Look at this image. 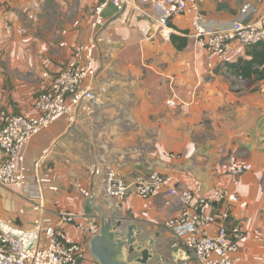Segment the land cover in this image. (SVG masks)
Listing matches in <instances>:
<instances>
[{
    "label": "crops",
    "instance_id": "1",
    "mask_svg": "<svg viewBox=\"0 0 264 264\" xmlns=\"http://www.w3.org/2000/svg\"><path fill=\"white\" fill-rule=\"evenodd\" d=\"M101 2L0 0V110L32 113L33 101L30 107L26 101L27 82L14 74L24 76L42 52L30 20L50 14L51 3L54 17L73 9V19L82 20L84 16L77 15L82 8L89 11ZM130 3L138 5L139 0ZM262 7L256 0H203L200 11L208 25L224 27L236 20L256 23ZM140 8L142 12L124 6L118 13L105 14L94 52L96 103L90 111L78 112L74 124L54 125L58 137L36 167L38 210L19 191L0 187V232L43 247L37 220L42 228L54 226L65 240L81 243L86 250L82 264H97L89 255L88 242L98 233V213L84 212L85 201L92 197L94 207L106 217L140 231L138 241L155 252L149 264L161 263L160 257L163 264H181L171 258L174 237L164 227L167 219L180 215L178 199L166 205L160 194L150 200L135 195L105 198L106 173L114 170L125 180L160 174L179 194L190 191L207 199L218 188L234 187L233 177L226 173V157L234 155L252 165L236 186L239 201L228 206L226 224L241 223L247 230L236 264H264V78L235 75V65L246 58L248 49H239L232 63L209 71L203 48L188 34V15L173 7ZM162 15L168 16L173 39L164 38L154 21ZM87 19L80 30L71 24L62 32L64 41L57 42L60 49L54 61H47L54 66V77L77 48L90 41ZM168 101L175 105L168 106ZM41 143L46 145L42 139ZM24 155L28 165L37 160L32 147ZM202 211L210 214L212 208L205 205ZM63 213L75 217L63 223Z\"/></svg>",
    "mask_w": 264,
    "mask_h": 264
},
{
    "label": "built area",
    "instance_id": "2",
    "mask_svg": "<svg viewBox=\"0 0 264 264\" xmlns=\"http://www.w3.org/2000/svg\"><path fill=\"white\" fill-rule=\"evenodd\" d=\"M263 7L256 23L244 24L236 20L224 27H213L205 22L200 11L203 0H139L133 5L130 0H102L91 10L89 22V42L77 48L68 59L64 68L52 79L46 89L40 92L32 103V113L12 115L0 110V187L19 191L32 202L40 197V185L36 167L46 157L58 132L53 129L60 121L67 125L75 123L78 112H88L96 103L93 87L96 76L94 52L97 50V35L105 24V14L133 6L142 12V5L173 7L175 12L189 16V36L203 48L207 69L232 63L239 49H248L264 43V0H256ZM244 7L242 14H245ZM111 10V11H109ZM113 12V13H114ZM164 38H169L168 16L162 15L155 20ZM173 107L175 103L168 101ZM54 131H53V130ZM52 130L51 132H49ZM49 133V134H48ZM41 139L46 145L41 143ZM53 141V142H52ZM32 147L37 151V160L28 165L24 151ZM252 171V165L241 162L234 155L226 157V173L233 177V188H218L210 198L196 197L192 192L179 194L168 185L166 177L150 174L125 180L114 170L105 176L103 193L108 199L125 198L135 195L143 200L162 195L166 205L176 197L181 205L178 217L169 218L164 227L173 235V250L181 249L189 254V259L181 264H236L240 261L242 243L247 230L241 223L229 222V204L239 201L236 190L239 178ZM38 210V203H32ZM212 208L205 214L202 207ZM72 213H63V223L74 219ZM43 234V247L29 246L9 233L0 232V264H82L85 248L81 243L65 240L54 226H39ZM214 228L215 232H210Z\"/></svg>",
    "mask_w": 264,
    "mask_h": 264
},
{
    "label": "water",
    "instance_id": "3",
    "mask_svg": "<svg viewBox=\"0 0 264 264\" xmlns=\"http://www.w3.org/2000/svg\"><path fill=\"white\" fill-rule=\"evenodd\" d=\"M84 212L86 215L98 213V233L88 242L89 255L97 264H149L153 259L155 252L138 241L140 231H136L134 225L124 228L121 220L106 217L100 208L94 207L92 197L85 201ZM134 254L138 255L132 257ZM171 258L183 263L189 259V254L177 249L171 252ZM159 260V264H163L164 257Z\"/></svg>",
    "mask_w": 264,
    "mask_h": 264
},
{
    "label": "rangeland",
    "instance_id": "4",
    "mask_svg": "<svg viewBox=\"0 0 264 264\" xmlns=\"http://www.w3.org/2000/svg\"><path fill=\"white\" fill-rule=\"evenodd\" d=\"M49 6L50 14L43 15L42 18L38 20H30V24H33L31 25L33 34L36 35V38L40 39L39 42L35 41V43L42 46L41 54L36 55L37 58L34 60L32 68L27 70L24 76H22V73H14L17 78L21 76L25 78L27 82L26 88L29 96L26 101L29 107L31 106L30 103L34 101L33 98L46 89L54 78V66H51L49 62L54 61V53L56 54L60 49L57 46V42L60 40L64 41L62 32L71 29L73 26L75 31L77 29L80 30L81 27L86 24V22L83 24V20L87 17L89 18L87 19V24H89L91 19L90 10L93 8V6L88 8L89 11L87 8H82L80 14L77 15H83L84 18L82 20H76L73 19V9L65 10L63 15H55L54 17V4L51 3Z\"/></svg>",
    "mask_w": 264,
    "mask_h": 264
},
{
    "label": "trees",
    "instance_id": "5",
    "mask_svg": "<svg viewBox=\"0 0 264 264\" xmlns=\"http://www.w3.org/2000/svg\"><path fill=\"white\" fill-rule=\"evenodd\" d=\"M170 38L173 39V36L170 35ZM234 73L242 79L253 77L255 81L262 80L264 78V43L249 47L246 58L239 59L235 65Z\"/></svg>",
    "mask_w": 264,
    "mask_h": 264
}]
</instances>
